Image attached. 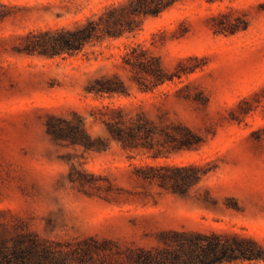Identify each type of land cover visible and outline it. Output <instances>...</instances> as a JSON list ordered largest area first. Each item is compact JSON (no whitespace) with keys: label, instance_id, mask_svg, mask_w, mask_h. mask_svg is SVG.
Returning a JSON list of instances; mask_svg holds the SVG:
<instances>
[{"label":"trees","instance_id":"trees-1","mask_svg":"<svg viewBox=\"0 0 264 264\" xmlns=\"http://www.w3.org/2000/svg\"><path fill=\"white\" fill-rule=\"evenodd\" d=\"M171 1L114 0L81 19L22 35L19 51L44 58H88L94 42L116 40L112 46L129 72L73 73L69 82L78 96L69 118L46 112L40 123L57 159L69 164L77 193L101 206L129 208L121 213L128 235H97L34 180H2L0 202H9L0 204V264H264V238L256 229L218 223L264 222V199L248 186L249 162L211 151L161 94L144 96L194 70L198 55L187 53L188 60L170 67L137 43L119 48L135 15L159 13ZM134 82L139 92H132ZM189 99L207 128V100ZM260 143L252 134L246 149Z\"/></svg>","mask_w":264,"mask_h":264},{"label":"rangeland","instance_id":"rangeland-1","mask_svg":"<svg viewBox=\"0 0 264 264\" xmlns=\"http://www.w3.org/2000/svg\"><path fill=\"white\" fill-rule=\"evenodd\" d=\"M112 1L0 0V181L34 180L92 232L114 238L128 235L121 213L129 208L101 206L76 192L69 164L57 159L40 118L46 112L69 118V104L78 96V87L69 82L73 73L99 67L129 72L112 46L116 40L94 42L88 58H44L20 52L18 46L27 31L73 22ZM132 26L118 39L120 49L137 43V49L144 47L170 67L178 58L188 60L187 53L198 55L201 63L194 70L144 96L161 94L171 114L204 135L211 151L244 157L252 174L248 186L264 199V0H172L159 13H138ZM131 90L139 92L138 84L134 82ZM197 94L207 100L208 129L190 105L189 98ZM252 134L261 143L248 151L246 142ZM8 202L4 198L0 204ZM218 223L251 227L264 238L262 221L221 219Z\"/></svg>","mask_w":264,"mask_h":264}]
</instances>
